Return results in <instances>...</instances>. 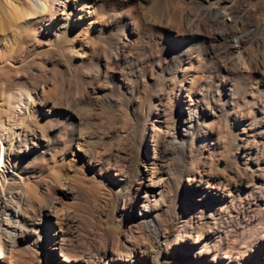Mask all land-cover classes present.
I'll return each instance as SVG.
<instances>
[{
  "label": "bare ground",
  "instance_id": "6f19581e",
  "mask_svg": "<svg viewBox=\"0 0 264 264\" xmlns=\"http://www.w3.org/2000/svg\"><path fill=\"white\" fill-rule=\"evenodd\" d=\"M71 1L48 26L43 66L26 62L44 80L19 83L18 97L8 92L1 98L9 110L15 98L25 101L17 125L0 121V234L12 244L35 237L41 255L54 264H84L65 255L57 215L60 196L70 189L64 173L73 162L93 167L94 154L82 149L80 133L90 112L79 107L104 105L125 122L96 133L115 140L114 154H104L102 163H129L146 179L136 212L146 228L163 231L154 205L169 188L176 196L199 192L198 209L209 210L176 219L187 223L173 243H189L196 232L186 264H264V0ZM49 3L31 0L23 14H9L0 4V58L11 60L23 18L42 21L52 11ZM43 159L57 168L49 183L57 196L36 203L29 191L32 169L23 162ZM201 223L204 237L197 231ZM4 253L0 264H8ZM96 264L133 263L125 256ZM151 264H160L159 258Z\"/></svg>",
  "mask_w": 264,
  "mask_h": 264
},
{
  "label": "rangeland",
  "instance_id": "374dc122",
  "mask_svg": "<svg viewBox=\"0 0 264 264\" xmlns=\"http://www.w3.org/2000/svg\"><path fill=\"white\" fill-rule=\"evenodd\" d=\"M49 2L53 12L51 11V14H47L45 16L46 19L44 18L36 23H29L30 21L28 22L23 18V21H21L22 28L16 33L18 43L13 55H11V60L0 58V102L3 104L0 121L2 124H18L17 112L21 110L25 97L20 96V100L15 98L17 96L15 87L19 83L35 85L37 82L44 80L37 72H33L26 62H39L40 64H38L42 65L39 59L43 55V49L40 47L48 44L50 40L48 39L50 36L46 33L48 26H51L61 18L62 8L65 5H69L72 1L49 0ZM0 4L5 7V11L9 14L13 10L18 11V9L21 14L31 10V0H0ZM113 12V9L109 10L106 15ZM23 27L27 28L26 31ZM23 76L26 77L24 78ZM47 88L50 89V86ZM8 92L16 95L14 98L17 99L12 98L13 102L15 100V103H12V110L7 109L5 102L1 100V98L7 96ZM101 106L98 110L88 106L79 107L82 111L90 112L89 117L83 122L84 126H80V133L84 135V140H86L82 144V149L84 148L90 155L94 154L92 155L94 168L84 163L73 162V165H70L64 173L70 189L65 195L60 196V207L62 208H60L61 210L59 209L57 220L61 236L62 238L64 237V241L68 245L65 255L70 258V261H80L84 264H96V260L104 262L112 257L120 260L125 256L133 264H151L153 260L158 258L160 264H186V255L191 254V250L196 247L195 244L192 245L190 243L192 239L196 238V232L193 231L191 234L190 244L179 241L173 243L181 232V225H186L187 223L185 219L181 221L182 223H177L176 219L179 215H186L188 212L192 214L193 209H195L196 214L197 212L202 214L205 209L208 211L209 208L202 205V208L199 207L198 209L199 192L188 196L187 193H184L186 190L183 192L180 190L178 196H176L175 190L169 188L167 193L161 198L162 204L154 205L157 206L156 211L165 223L163 231L158 233L155 230L146 228L136 216V212L141 206L146 193V179L134 175L128 166L129 163H121V161L117 160L112 167L110 166L112 165L111 162L108 163L109 166L102 163L104 156L114 154L115 151L113 149H116V147L112 141L115 140H109L107 136L99 139L96 133L101 128L106 127L111 131L122 126L125 122V117L116 109L111 110L104 105ZM14 108L15 110L13 111ZM91 113L95 114V117H92ZM92 140L95 141L90 146ZM164 148H166V154L171 151L169 144H166ZM224 158L225 156H221V160L217 163L220 170L224 167ZM23 164L29 170L32 169L28 173L30 178H32L29 191L32 192L30 196L34 198L36 203L42 202L43 200L40 199L47 194L53 197L57 196L49 185L50 179L53 177L51 175L57 174L54 173L57 172V168L51 165L48 159L26 160ZM100 164L102 165L100 166ZM117 165L120 167H117ZM161 165L167 168L165 162ZM54 168L55 170H53ZM109 169L111 170L109 171ZM119 172L122 175L118 174ZM115 173H117L116 176ZM35 182L40 183V186H35ZM191 184H197V177ZM6 186L10 190L14 185L8 180ZM33 189L36 190V193H34ZM32 208V203L24 207L25 211L28 212ZM61 212H63L62 215L64 216H60ZM197 231L203 237L206 235L203 223L198 226ZM3 236L4 234H0V252L4 253L3 246L6 244L7 250L4 254L8 264H54L52 258L41 255L39 246L41 244L35 237H30L25 241L17 239V243L12 244L8 241L9 239H5L7 237ZM257 238V236L253 238L252 245L255 244ZM89 255L91 256L90 258ZM141 260H143V263H139Z\"/></svg>",
  "mask_w": 264,
  "mask_h": 264
}]
</instances>
